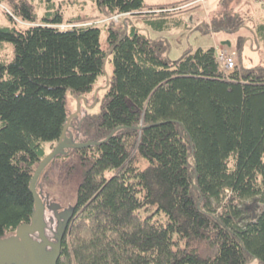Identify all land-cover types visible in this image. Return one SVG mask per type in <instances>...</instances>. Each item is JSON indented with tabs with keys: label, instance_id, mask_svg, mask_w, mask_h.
I'll use <instances>...</instances> for the list:
<instances>
[{
	"label": "trees",
	"instance_id": "trees-1",
	"mask_svg": "<svg viewBox=\"0 0 264 264\" xmlns=\"http://www.w3.org/2000/svg\"><path fill=\"white\" fill-rule=\"evenodd\" d=\"M46 1L42 14L13 2L0 26V237L31 221V179L68 121V91L94 92L107 58L102 110L69 130L79 141L114 133L56 155L40 176L55 165L62 183H77L57 264H264V66L226 69L215 45L168 56L150 29L186 26L185 6L200 0H96L104 18L127 13L105 21L107 49L97 23L65 20ZM243 25L228 6L206 26Z\"/></svg>",
	"mask_w": 264,
	"mask_h": 264
},
{
	"label": "rangeland",
	"instance_id": "rangeland-1",
	"mask_svg": "<svg viewBox=\"0 0 264 264\" xmlns=\"http://www.w3.org/2000/svg\"><path fill=\"white\" fill-rule=\"evenodd\" d=\"M17 1L22 3V0H3L0 2V26L10 24V20L7 16L8 12H11L13 8V2ZM32 3L36 11L42 14L46 10V0H28ZM55 3L54 8H58L62 12L65 20L69 19H90L101 28V43L104 49L108 48V29L105 23L104 13L97 8L96 0H52ZM168 0H145L149 4L162 2L166 3ZM181 1V0H174ZM200 0L194 1L185 7H189L187 19L189 23L181 28L167 29V30H154L150 29V34L152 37L162 36L168 39L169 49L168 56L171 59L179 58L186 50L189 48L197 47H210L212 45L219 44L225 36L226 33L231 34L236 38V43L242 46L241 56L239 57V62L244 64L246 67L254 65L264 66V32L259 29V25L264 23V10L261 6L255 2V0ZM232 7L235 11L239 12L243 19L244 25L239 28V30L230 32L215 33L210 31L206 25L209 24L210 18L219 10L224 8ZM122 18V22H124ZM130 20H134L139 26H145L135 14L129 17ZM202 24V25H201ZM219 42V43H217ZM217 43V44H216ZM236 47V46H235ZM241 58V59H240ZM241 60V61H240ZM106 72L99 75L95 83L94 92L90 93L88 97V105L83 104L79 116L84 115L88 110H93L99 112L103 108L104 94L106 91L105 84L108 78L113 74V61L108 59L106 62ZM95 91L97 92V101L95 102ZM95 103V104H94ZM78 107V98L68 91L67 95V108L70 113L74 112ZM74 133V131H73ZM56 144V143H55ZM54 144V146H55ZM53 146L52 142L46 143V148L48 151L51 150ZM53 146V147H54ZM38 190L42 192L43 196H50V199L60 203L62 207H68L74 205L77 198V183L71 182L64 184L58 178V172L55 165H49L47 170V176L40 179ZM152 206L151 209L145 210L144 213H150L154 210ZM154 216L162 220L166 219L165 214L155 212ZM247 264H261L257 258L248 261Z\"/></svg>",
	"mask_w": 264,
	"mask_h": 264
},
{
	"label": "water",
	"instance_id": "water-1",
	"mask_svg": "<svg viewBox=\"0 0 264 264\" xmlns=\"http://www.w3.org/2000/svg\"><path fill=\"white\" fill-rule=\"evenodd\" d=\"M229 43V41H227ZM107 58L105 60V63ZM97 92L95 91V102ZM83 104L88 108V97L82 95L78 97L77 109L68 115V121L65 124L62 134L57 140L55 146L46 154L37 166L30 183V189L35 198V209L32 214V219L29 223H24L18 226L14 233L0 237V264H57L62 247V239L68 226V222L74 213V205H70L63 212H68V216L62 222L59 231L52 239L46 232V202L43 194L38 190V181L46 166L58 154L67 152L70 148H82L93 144H100L110 138L114 131L104 140H87L79 141L75 138L72 130H69L72 125V118H77L81 112ZM95 104V103H94ZM60 204L57 202L56 204ZM62 212V213H63ZM38 233L36 237L34 234Z\"/></svg>",
	"mask_w": 264,
	"mask_h": 264
},
{
	"label": "flooded vegetation",
	"instance_id": "flooded-vegetation-1",
	"mask_svg": "<svg viewBox=\"0 0 264 264\" xmlns=\"http://www.w3.org/2000/svg\"><path fill=\"white\" fill-rule=\"evenodd\" d=\"M81 116H78V119ZM74 127L76 128V126ZM44 200L47 206L46 212H45V215H46L45 217L47 220L46 232L48 236L53 239L55 235L57 234V232L59 231V228L61 227L62 222L68 216V212H65V213L63 212L64 210H66L67 207H62L61 205L57 206L56 205L57 202L50 199V196H46ZM34 235L37 237L38 233L36 232Z\"/></svg>",
	"mask_w": 264,
	"mask_h": 264
},
{
	"label": "built area",
	"instance_id": "built-area-1",
	"mask_svg": "<svg viewBox=\"0 0 264 264\" xmlns=\"http://www.w3.org/2000/svg\"><path fill=\"white\" fill-rule=\"evenodd\" d=\"M261 8L264 10V0H255ZM127 15V13H117L112 15L109 18H105L104 21L109 19H113L115 21H119L123 16ZM64 26V24H62ZM218 55L221 60L223 67L226 69H233L236 66V51L235 46L229 44H219L217 45Z\"/></svg>",
	"mask_w": 264,
	"mask_h": 264
},
{
	"label": "crops",
	"instance_id": "crops-1",
	"mask_svg": "<svg viewBox=\"0 0 264 264\" xmlns=\"http://www.w3.org/2000/svg\"><path fill=\"white\" fill-rule=\"evenodd\" d=\"M171 2H175L174 0H168V1H166V3H171ZM160 3H162V2H158V4H160ZM153 4H156V3H153ZM221 39H222V41L219 43V42H217V43H219V44H227V45H229V44H231V45H233V46H235V45H237V43H236V38L235 37H233L231 34H229V33H226V35L225 36H223V37H221ZM227 41H229V43L227 42ZM216 43V44H217ZM219 44H217V45H219ZM217 45H215V46H217ZM241 59V58H240ZM237 62H239V57L237 58ZM241 61V60H240Z\"/></svg>",
	"mask_w": 264,
	"mask_h": 264
}]
</instances>
